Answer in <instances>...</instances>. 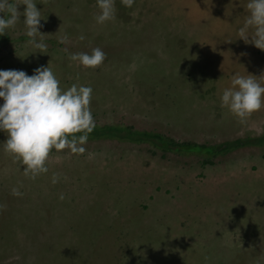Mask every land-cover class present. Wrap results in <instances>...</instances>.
<instances>
[{"label":"rangeland","instance_id":"rangeland-1","mask_svg":"<svg viewBox=\"0 0 264 264\" xmlns=\"http://www.w3.org/2000/svg\"><path fill=\"white\" fill-rule=\"evenodd\" d=\"M34 3L44 53L26 43L18 5L0 70L49 64L62 89L90 86L93 129L104 131L87 134L83 153L50 150L35 178L0 132V264H264V107L241 122L220 106L234 74L264 75V51L237 34L247 0H114L103 23L96 0ZM93 48L99 66L69 59ZM110 127L189 145L164 150ZM236 140L250 143L210 154Z\"/></svg>","mask_w":264,"mask_h":264},{"label":"clouds","instance_id":"clouds-1","mask_svg":"<svg viewBox=\"0 0 264 264\" xmlns=\"http://www.w3.org/2000/svg\"><path fill=\"white\" fill-rule=\"evenodd\" d=\"M121 3L131 7L133 0H121ZM21 4L26 6L22 13L25 35L29 38L26 43L38 50L36 52L44 53L47 45L39 30L41 11L34 0H20L19 3L0 0V35L20 20L18 5ZM96 6L100 10L95 16L97 23L114 18V0H96ZM245 7L248 15L237 30L239 39L264 51V0H247ZM66 40L67 37L63 38L61 43ZM69 59L82 67L94 68L104 61L105 53L93 48L90 53L70 54ZM262 81L264 75L234 74L231 86L223 89L220 95V106L243 122L252 112L264 107ZM91 94L90 86L75 83L62 89L49 64L37 67L32 75L23 70H0V100L3 101L0 103V132L7 134L2 144L5 152L26 166L22 171L26 176L31 174L35 178L48 171L46 160L50 150L67 147L72 153L84 152L82 145L94 127L89 108ZM76 133L82 134L77 136ZM56 182L57 176L53 174L52 183ZM12 194L22 195L16 188L12 189Z\"/></svg>","mask_w":264,"mask_h":264},{"label":"trees","instance_id":"trees-1","mask_svg":"<svg viewBox=\"0 0 264 264\" xmlns=\"http://www.w3.org/2000/svg\"><path fill=\"white\" fill-rule=\"evenodd\" d=\"M4 38L6 39V36H4ZM3 40L4 39L2 37H0V42H2ZM106 130L108 132L107 133L108 136L117 134V136L120 139H124L126 137V138H129L131 140H135V141L140 142V141H143V138L145 140H153V138H154V139H156V141L164 142L163 144H164L165 148L162 147L164 150L170 148L171 146H179V145L188 146L189 145L188 143H184V144L179 143L178 144V143L174 142L173 140H169L166 137L164 138L163 136H160V135H151L149 133L140 134L138 132H133V133H128V134H122L123 129H121L119 127H110V128H107ZM103 131H104L103 129H101V130L92 129V131L87 133V134L91 133L90 135L100 136V134H101L100 132H102V134H103ZM76 134H82V133H76ZM247 143H250V142L243 141V140H236V141H233L231 143L221 144V145L214 147L211 150L210 154H212V156L218 157L220 154L242 148V147L246 146ZM205 148L206 147H203V149H205ZM209 150H210L209 148H206L205 152H209ZM203 153H204V151L200 152L199 154H203Z\"/></svg>","mask_w":264,"mask_h":264}]
</instances>
